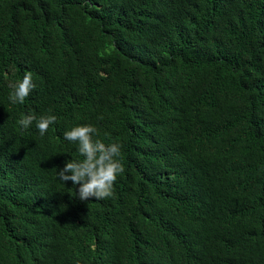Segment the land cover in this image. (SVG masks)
I'll use <instances>...</instances> for the list:
<instances>
[{"label": "trees", "instance_id": "16d2710c", "mask_svg": "<svg viewBox=\"0 0 264 264\" xmlns=\"http://www.w3.org/2000/svg\"><path fill=\"white\" fill-rule=\"evenodd\" d=\"M84 124L103 200L58 177ZM77 261L264 264V0H0V264Z\"/></svg>", "mask_w": 264, "mask_h": 264}, {"label": "clouds", "instance_id": "9594fccd", "mask_svg": "<svg viewBox=\"0 0 264 264\" xmlns=\"http://www.w3.org/2000/svg\"><path fill=\"white\" fill-rule=\"evenodd\" d=\"M8 86L11 89L9 100L13 104H23L35 87L30 72H26L21 80L10 81ZM56 119L55 115L22 114L18 124L27 129L35 123V127L43 136ZM96 133L97 129L91 124L78 125L64 132V139L78 144V151L83 159L67 160L59 169L58 177L63 182L71 181L78 185V196L82 201L111 197L117 176L124 171L120 160L121 144H105L99 139L94 140L93 135ZM76 264H79V261Z\"/></svg>", "mask_w": 264, "mask_h": 264}]
</instances>
